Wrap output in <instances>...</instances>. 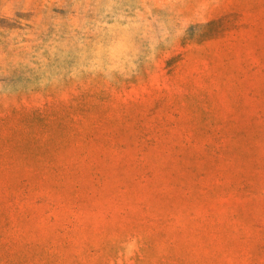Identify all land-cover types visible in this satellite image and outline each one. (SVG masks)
Returning <instances> with one entry per match:
<instances>
[{
    "label": "rangeland",
    "instance_id": "obj_1",
    "mask_svg": "<svg viewBox=\"0 0 264 264\" xmlns=\"http://www.w3.org/2000/svg\"><path fill=\"white\" fill-rule=\"evenodd\" d=\"M0 264H264V0H0Z\"/></svg>",
    "mask_w": 264,
    "mask_h": 264
}]
</instances>
